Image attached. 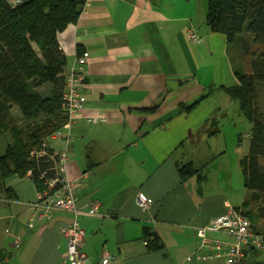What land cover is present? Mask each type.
Returning <instances> with one entry per match:
<instances>
[{"label": "crops", "instance_id": "obj_1", "mask_svg": "<svg viewBox=\"0 0 264 264\" xmlns=\"http://www.w3.org/2000/svg\"><path fill=\"white\" fill-rule=\"evenodd\" d=\"M207 5L87 0L77 24L58 36L65 75L89 55L86 103L68 149L65 139L48 141L67 154L65 176L76 187L78 208L102 203L101 216L80 219L88 264H103L105 251L116 258L108 264H227L201 259L195 230L247 202L242 162L252 126L225 91L239 82L227 37L206 24ZM38 91L48 96L51 87ZM260 94L261 88L262 104ZM204 96L192 112L180 113L181 105ZM11 113L26 124L18 107ZM187 165L196 174L183 182L179 170ZM138 192L153 200L150 211L138 207ZM45 193L28 176H14L0 192V264H72L61 228L73 215L56 210L43 222L34 217L32 205L52 195ZM147 230L162 249L149 251Z\"/></svg>", "mask_w": 264, "mask_h": 264}, {"label": "trees", "instance_id": "obj_2", "mask_svg": "<svg viewBox=\"0 0 264 264\" xmlns=\"http://www.w3.org/2000/svg\"><path fill=\"white\" fill-rule=\"evenodd\" d=\"M86 3L87 0H25L13 7L6 0H0V192H6L11 178H25L29 171L40 192L47 191L46 179L56 177L48 157H32L31 153L39 151L45 142L48 145L59 131L63 133L59 138L65 139L68 149L73 128L68 129V115L62 106L67 90V60L58 36L70 25L77 24ZM206 24L212 32L227 37L239 84L225 91L252 126L250 152L242 162L249 197L244 207L236 210L249 219L253 232L264 242V228L259 227V223L264 224V108L259 98V90L264 88V0H208ZM32 44L38 47L39 53ZM233 48L239 60L232 56ZM45 85L51 87L48 96L38 91ZM204 98L188 107L181 105L180 113L192 112ZM12 105L19 108L25 125L17 124L11 113ZM54 150L48 145V152ZM44 173L46 179H40ZM195 174L190 165L179 170L183 182ZM151 201L149 211L154 205ZM147 236L152 237L147 239L149 251L163 248L154 234ZM220 239L233 242L227 236ZM260 252L264 249L248 247L241 264H246L248 256L249 259L258 257ZM260 264H264V259Z\"/></svg>", "mask_w": 264, "mask_h": 264}, {"label": "built area", "instance_id": "obj_3", "mask_svg": "<svg viewBox=\"0 0 264 264\" xmlns=\"http://www.w3.org/2000/svg\"><path fill=\"white\" fill-rule=\"evenodd\" d=\"M11 6L17 7L25 0H6ZM194 41H198L197 37H192ZM87 53L79 56L68 70L66 77V93L63 99V108L68 115V129H72L79 118V113L84 109L86 98L84 90L87 83ZM63 136L62 132H57L51 138H59ZM65 151L48 152L47 143L41 145L39 151L31 153L32 157L42 158L48 157L53 164V169L56 172V177L51 180L46 179V174H42L40 179H46L45 184L47 191L52 195H48L47 191L43 197H39L37 203L32 205L34 217L43 222L53 217V212L56 210L71 213L73 215L70 222L61 228V232L67 241V260L72 264H88V256L83 252L82 247L86 231L81 226L80 219L84 215L99 217L101 216L102 203L100 201H92L89 203L87 210L78 208L77 190L73 182L66 176L65 162L67 160ZM27 176L32 177V172L29 171ZM58 189L54 192L52 190ZM137 205L143 211H149L152 206V201L143 193H139L136 197ZM197 237V249L200 257L204 261L215 259H225L227 264H241L245 257L244 250L252 247L258 250L264 249L262 237L255 234L251 228V222L243 216L239 211L230 208L224 216L213 219L205 227L195 230ZM223 234L233 242L225 239L214 238L213 234ZM19 241H17V246ZM116 258L105 251L103 255V264H108L115 261Z\"/></svg>", "mask_w": 264, "mask_h": 264}, {"label": "rangeland", "instance_id": "obj_4", "mask_svg": "<svg viewBox=\"0 0 264 264\" xmlns=\"http://www.w3.org/2000/svg\"><path fill=\"white\" fill-rule=\"evenodd\" d=\"M238 47V46H237ZM232 56L236 59V60H239V55L237 54L236 50L233 48L232 49ZM261 90L263 91L264 93V88H261ZM261 95V98H262V107L264 108V95L263 94H260ZM21 120V119H20ZM20 120H18L17 124L19 126H23V123L20 122ZM4 146H5V142L2 144V148H1V151L4 150ZM258 259L261 260V259H264V252H260L259 255H258Z\"/></svg>", "mask_w": 264, "mask_h": 264}]
</instances>
